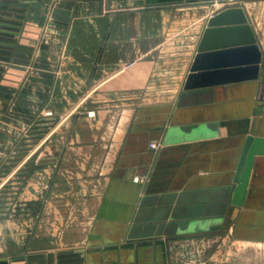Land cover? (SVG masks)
Listing matches in <instances>:
<instances>
[{
  "label": "crops",
  "instance_id": "obj_1",
  "mask_svg": "<svg viewBox=\"0 0 264 264\" xmlns=\"http://www.w3.org/2000/svg\"><path fill=\"white\" fill-rule=\"evenodd\" d=\"M226 8L255 34V78L185 90ZM248 136L264 0H0V264H264V156L230 205Z\"/></svg>",
  "mask_w": 264,
  "mask_h": 264
},
{
  "label": "water",
  "instance_id": "obj_2",
  "mask_svg": "<svg viewBox=\"0 0 264 264\" xmlns=\"http://www.w3.org/2000/svg\"><path fill=\"white\" fill-rule=\"evenodd\" d=\"M211 52V53H209ZM244 56L242 59L241 56ZM228 57L231 70L228 72H206L219 69L221 60ZM261 53L257 46L255 34L250 27L242 8H226L212 15L207 21L205 31L197 48V55L191 66L184 89L222 81L227 75L234 81L254 79L258 69ZM247 64V68H236ZM264 156V138L248 136L246 138L239 163L233 178L230 205L242 206L247 193L255 157Z\"/></svg>",
  "mask_w": 264,
  "mask_h": 264
},
{
  "label": "built area",
  "instance_id": "obj_3",
  "mask_svg": "<svg viewBox=\"0 0 264 264\" xmlns=\"http://www.w3.org/2000/svg\"><path fill=\"white\" fill-rule=\"evenodd\" d=\"M150 147H151V148H155L156 146H155V145H151ZM7 264H11V261L8 260V261H7Z\"/></svg>",
  "mask_w": 264,
  "mask_h": 264
}]
</instances>
